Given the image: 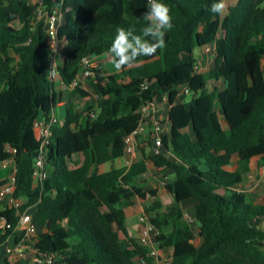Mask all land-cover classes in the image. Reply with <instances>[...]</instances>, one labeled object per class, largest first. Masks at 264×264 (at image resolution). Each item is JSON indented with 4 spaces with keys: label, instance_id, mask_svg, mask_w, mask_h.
Wrapping results in <instances>:
<instances>
[{
    "label": "trees",
    "instance_id": "obj_1",
    "mask_svg": "<svg viewBox=\"0 0 264 264\" xmlns=\"http://www.w3.org/2000/svg\"><path fill=\"white\" fill-rule=\"evenodd\" d=\"M34 1L0 0V164L13 157L14 196L25 201L19 209L0 203V215L15 228L29 209L45 230L35 249L56 264H156L126 223L125 208L138 197L149 202L145 214L170 264H264V204L242 187L245 175L264 166V0H237L223 16L210 11L217 0H163L174 24L166 49L112 73L106 66L115 30L135 26L141 34L147 0ZM39 6L64 14L58 70L61 83L79 93L72 106L80 109L67 110L52 127L44 152L49 175L36 187L41 145L34 125L60 103L46 21L35 17ZM212 43L214 65L198 71L196 51ZM86 57L97 61L87 79L91 91L77 82ZM186 90L191 102L179 96ZM163 95L171 105L169 134L164 153L149 159L174 175L165 194L142 188V149L131 166L99 173L128 154L124 138L138 127L141 105ZM191 199L198 202V233L182 208Z\"/></svg>",
    "mask_w": 264,
    "mask_h": 264
},
{
    "label": "built area",
    "instance_id": "obj_2",
    "mask_svg": "<svg viewBox=\"0 0 264 264\" xmlns=\"http://www.w3.org/2000/svg\"><path fill=\"white\" fill-rule=\"evenodd\" d=\"M35 2V1H34ZM39 3V2H35ZM36 20L45 19L47 39L50 44L51 54V77L54 81H60V75L58 70V31L63 24L64 14L59 7H55L51 14H47L43 6H39L36 10ZM96 66L95 61L86 57L82 62L81 75L88 79L93 76L92 69ZM198 70V65H197ZM199 71V70H198ZM144 88L147 89L148 85L144 84ZM190 95L189 91H181L179 96ZM178 101H181L178 98ZM169 97L163 95L160 100L157 98L150 102H146L140 107L141 121L138 127L128 136L124 138L126 148L128 151V157L126 159L128 167L131 166L135 159L138 157L140 150L147 148L150 156H160L164 153L163 141L169 134ZM92 118H95L96 113L91 114ZM58 121L56 112H53L49 118L38 120L35 127V134L37 140L41 145V155L36 160L33 171V182L36 187L42 186L43 182L48 178V170L46 168L44 152L47 146L50 144L52 135V127ZM13 153V151H12ZM2 164L12 166V172L8 178L7 183L0 187V203L9 208H21L25 201L14 196L16 176L13 165V157ZM159 176L160 186H165L170 181V177L162 169ZM261 176L264 180V166L261 168ZM188 222L192 228L198 227V222L195 214H185ZM141 229L138 237V242L150 249L149 256L156 258L159 256L161 250L158 247L157 236L159 234L156 227L152 224L150 217L147 214H143L140 217ZM12 231L5 242L2 244L5 249V254L8 259V264H56L54 257L46 254H40L36 248V242L41 233L45 230L36 226L33 222V215L29 212V209L23 212L20 217L17 226L14 228L9 223L7 218L0 215V237L6 235Z\"/></svg>",
    "mask_w": 264,
    "mask_h": 264
},
{
    "label": "rangeland",
    "instance_id": "obj_3",
    "mask_svg": "<svg viewBox=\"0 0 264 264\" xmlns=\"http://www.w3.org/2000/svg\"><path fill=\"white\" fill-rule=\"evenodd\" d=\"M35 2H40L39 0H35ZM65 21V18H63V23ZM209 47V46H208ZM213 47V46H212ZM206 52L208 53V58L206 59V63H203L202 61L198 60V70L199 71H208L211 70L213 65H214V61H213V49L209 47L208 50H206ZM102 58L104 59L105 56H102ZM101 58V59H102ZM95 63H97V61H95ZM106 69L109 73H112L114 71H116L113 66L112 63L108 64L106 66ZM79 83H81V88L86 90V91H91V87L89 84V81L87 79H81L79 80ZM223 85L222 83H220V88H222ZM79 99V93L74 90V87L71 91H67L66 96L63 97L62 99V105H60V107L57 109L56 111V115L58 117L59 121H63L65 116H66V112L67 110L72 111L74 114L78 113L80 107L79 106H72L73 101H77ZM193 99V95H187L185 102H191ZM181 102V101H179ZM85 121H83L84 124ZM142 152L140 154L139 158L135 159L136 160H140L142 159ZM146 154V158H147ZM76 158L79 160L81 159L80 156H76ZM236 160L237 158H234L233 163L236 166ZM148 161V172L145 173L141 180H140V184L142 186V188L144 190H152L154 188H157L159 190L160 195H164L166 190L165 188H160L158 186V175H160L159 169L155 166L154 162L152 160L149 159V157L147 158ZM126 160L123 163H119L118 166H126ZM108 167H110V164L108 165ZM12 172V166L7 165V164H2L0 165V182L4 181L5 179L9 178ZM172 172L168 173L169 177ZM171 179V178H170ZM172 179H174V176L172 175ZM244 186L243 189H245V191L255 197V201L257 204H264V180L262 179L261 176V171L259 170H255L247 175H245V179H244ZM132 204L133 207L129 209V213H132L131 210H133L134 214H129L127 216V226L129 227V229H132L134 233V237L136 239H138L139 237V233H140V229L138 231L137 228L139 227L140 223V217L145 214V209L147 207H149V202L148 201H144L138 197H134L132 199ZM195 209L196 207L194 205H192L191 203H189V206H186V210L188 213H195ZM193 230L195 231V233H198L199 231V227H195L193 228ZM202 243V239L200 237L197 236L196 240H195V244L197 246H200ZM155 260L156 264H170L171 259H170V251L168 249H163L160 251L159 256L156 258H153Z\"/></svg>",
    "mask_w": 264,
    "mask_h": 264
},
{
    "label": "clouds",
    "instance_id": "obj_4",
    "mask_svg": "<svg viewBox=\"0 0 264 264\" xmlns=\"http://www.w3.org/2000/svg\"><path fill=\"white\" fill-rule=\"evenodd\" d=\"M210 11L223 16L227 12L226 0H217L211 4ZM143 20L147 23L141 28V34H136L135 26L116 28L108 49L115 70L131 67L139 57L153 56L158 50L166 49V33L174 27L169 6L163 0H147V12L144 13Z\"/></svg>",
    "mask_w": 264,
    "mask_h": 264
},
{
    "label": "crops",
    "instance_id": "obj_5",
    "mask_svg": "<svg viewBox=\"0 0 264 264\" xmlns=\"http://www.w3.org/2000/svg\"><path fill=\"white\" fill-rule=\"evenodd\" d=\"M236 2H237V0H226L227 9H228L231 5H234ZM212 46H213V47H212ZM209 47H210V49H211V48L213 49V57H214V54H215V43L210 44ZM209 47L207 46V47H204V48H202V49L196 51V55H197L199 61H202L203 63H206V59L208 58V53L206 52V50H208ZM213 60H214V58H213ZM263 67H264V59H263ZM81 79H85V78L80 74V75L78 76V78H77V82L79 83V80H81ZM56 89H57V91L60 93V103H59V106H58V108H59L60 105H62V99H63V97L66 96L67 91H71L73 88H72V89H68V88H66V87L61 83V81H57V82H56ZM58 108H57V109H58ZM142 150L145 151V155L148 154V155H147V158H148V157H149V151H148V149H147V148H143ZM142 150H140V153L138 154V157H137V158L140 157V154H141ZM142 155H143V154H142ZM80 157H81V156H80ZM127 158H129L128 155H126V156H124V157H122V158H119V159L115 160L114 162H109V163H106V164H103V165L99 166V173H105V172H108V171H110V170H112V169H114V168L128 167V165H126V166H118L119 163H123V162H125V160H126ZM75 159L78 160L76 157H75ZM79 160L81 161V160H82V157H81V159H79ZM136 161H138V160H136ZM134 162H135V161H134ZM126 163H127V162H126ZM147 163H148V161H147ZM109 164H110V167H108ZM235 167H236V166H235L234 163H233V164H232V168L234 169ZM158 169H159V168H158ZM260 171H261V169H260ZM159 172H161V169H159ZM165 173L168 174V173H170V171H169V172H165ZM160 174H161V173H160ZM171 174L173 175V173H171ZM172 175H170V178H171V179H172ZM159 176H160V175L157 176L158 179H159ZM173 176H174V175H173ZM158 186H159L160 188H163V187L160 186L159 180H158ZM242 186H244V185L242 184ZM189 203H191L192 205H194V206L196 207V205H197L198 202H197L196 199H191V200H188V201L184 202V203L182 204V208H183L185 214L188 213V212L185 211V210H186V206H187V205L189 206ZM132 207H133V204H131L130 206H128L127 208H125V211H126L127 216H128L129 214H134V213H133V210H131L132 213H129V209L132 208ZM190 214H195V213H190ZM139 223H140V220H139ZM139 229H141V224L139 225V227L137 228L136 231H138ZM130 231H131V232L133 233V235H134L135 232H133L132 229H130ZM0 264H8V259H7V256H6V254H5V249H4V246H3V245H0Z\"/></svg>",
    "mask_w": 264,
    "mask_h": 264
},
{
    "label": "water",
    "instance_id": "obj_6",
    "mask_svg": "<svg viewBox=\"0 0 264 264\" xmlns=\"http://www.w3.org/2000/svg\"><path fill=\"white\" fill-rule=\"evenodd\" d=\"M169 107L171 108V105L169 104Z\"/></svg>",
    "mask_w": 264,
    "mask_h": 264
}]
</instances>
